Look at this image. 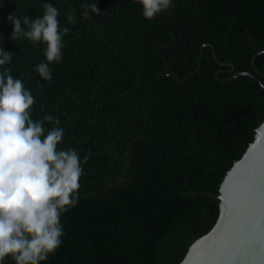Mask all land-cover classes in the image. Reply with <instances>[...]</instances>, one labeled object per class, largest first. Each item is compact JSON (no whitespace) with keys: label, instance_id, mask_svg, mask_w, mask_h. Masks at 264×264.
<instances>
[{"label":"trees","instance_id":"obj_1","mask_svg":"<svg viewBox=\"0 0 264 264\" xmlns=\"http://www.w3.org/2000/svg\"><path fill=\"white\" fill-rule=\"evenodd\" d=\"M45 3L69 29L50 81L35 71L46 45L14 40L8 20L42 17ZM91 3L100 12L85 19ZM172 4L145 19L139 0H0L4 67L34 96L31 118H59L58 150L88 157L62 243L41 264H176L214 223L219 183L264 119V52L256 70L250 61L264 0Z\"/></svg>","mask_w":264,"mask_h":264},{"label":"clouds","instance_id":"obj_2","mask_svg":"<svg viewBox=\"0 0 264 264\" xmlns=\"http://www.w3.org/2000/svg\"><path fill=\"white\" fill-rule=\"evenodd\" d=\"M145 19L173 7L172 0H139ZM99 14L96 3L83 4ZM42 17L25 16L22 20L8 17L13 26L14 40L24 37L33 44L46 45L45 58L35 71L51 80L49 64L62 59V37L69 31L60 28L58 9L44 4ZM67 22L76 23L73 13ZM26 26V27H25ZM10 52L0 49V264L11 257L15 264H41L60 247L64 235L61 215L79 201L83 164L75 149H60L64 130L59 118L45 115L42 120L31 118L35 98L22 80L11 75ZM45 122L53 127L45 134Z\"/></svg>","mask_w":264,"mask_h":264},{"label":"water","instance_id":"obj_3","mask_svg":"<svg viewBox=\"0 0 264 264\" xmlns=\"http://www.w3.org/2000/svg\"><path fill=\"white\" fill-rule=\"evenodd\" d=\"M260 52L264 48L251 56L254 70V58ZM239 73L254 77L250 71L231 76ZM217 198L214 223L191 241L176 264H264V119L240 157L225 171Z\"/></svg>","mask_w":264,"mask_h":264}]
</instances>
